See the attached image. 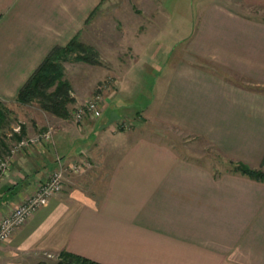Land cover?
<instances>
[{
	"label": "crops",
	"instance_id": "crops-1",
	"mask_svg": "<svg viewBox=\"0 0 264 264\" xmlns=\"http://www.w3.org/2000/svg\"><path fill=\"white\" fill-rule=\"evenodd\" d=\"M103 1L0 0V103L14 102L55 46L86 43L84 27ZM242 1L264 8V0ZM186 53L158 88L157 128L201 137L227 161L264 170V19L212 3ZM128 60L111 55L110 69L95 66L98 78H115L101 90L110 99L99 118H66L50 141L14 156L0 180V219L58 161L83 170L65 173L61 190L0 242V264H54L62 251L100 264H264V180L198 163L142 132L141 118L117 128L135 118L113 98ZM142 112L133 114L147 120Z\"/></svg>",
	"mask_w": 264,
	"mask_h": 264
},
{
	"label": "rangeland",
	"instance_id": "rangeland-1",
	"mask_svg": "<svg viewBox=\"0 0 264 264\" xmlns=\"http://www.w3.org/2000/svg\"><path fill=\"white\" fill-rule=\"evenodd\" d=\"M212 3L230 9L239 8L248 15L264 19V8L243 3L242 0H104L90 14L84 27V32L89 36L86 43L95 40L97 44H101L99 51L94 49L99 64L91 65L74 60L73 56L62 63L63 79H67L71 87L67 105L70 116L67 119L71 120L70 117L87 99L96 96H99L102 113L104 102H108L110 98H104L106 95L101 90L105 86L112 90L115 84L113 77L98 78L101 69L95 66L110 69L107 59L111 55L129 59L117 68V82L120 81L121 86L120 92L113 98L117 101L121 114L135 118L127 120L128 117L125 116L118 121L117 128L138 127L141 124L138 125L135 121L141 118L145 121L140 126L144 130L142 132L164 137L168 145L189 157H195L200 164L233 170L236 164L218 155L216 149L203 138L188 135L171 126L160 125L157 128L155 117L152 116L159 106L158 88L164 86L168 81L167 77L175 70L172 69L175 61L189 60L186 52L190 41ZM116 10L120 12L117 13ZM106 46H112L113 49H107ZM91 81L96 82L94 88L85 92ZM53 87L54 85L49 86L46 90L50 92ZM62 100L66 101V94ZM8 104H5L6 115L0 122V142L4 144L0 159L9 156L10 150L20 140L47 130L55 134L61 123L66 126V118L43 109L36 99L24 102L15 99ZM138 109L148 116L147 120L133 114ZM86 119L90 118H84Z\"/></svg>",
	"mask_w": 264,
	"mask_h": 264
},
{
	"label": "trees",
	"instance_id": "trees-1",
	"mask_svg": "<svg viewBox=\"0 0 264 264\" xmlns=\"http://www.w3.org/2000/svg\"><path fill=\"white\" fill-rule=\"evenodd\" d=\"M75 53V55H73ZM70 56L74 60H80L91 65L99 64V59L94 48L81 42L77 37L71 39L64 46H55L45 56L38 68L28 78L26 83L19 90L16 100L20 102L31 101L36 99L43 109L52 112L53 114L68 118L70 116L68 110V93L70 92V84L68 80L63 79L62 63L69 60ZM54 85L49 92L47 87ZM66 94V101L62 98ZM66 102V106H65ZM6 106L0 103V122L4 119ZM4 144L0 142V157L4 152ZM233 171L239 172L255 180H264V170L254 169L248 165L238 162L235 163ZM44 264V263H41ZM54 264H100L81 257L79 255L62 251L58 260Z\"/></svg>",
	"mask_w": 264,
	"mask_h": 264
},
{
	"label": "built area",
	"instance_id": "built-area-1",
	"mask_svg": "<svg viewBox=\"0 0 264 264\" xmlns=\"http://www.w3.org/2000/svg\"><path fill=\"white\" fill-rule=\"evenodd\" d=\"M99 96L87 99L81 107L74 112V119L78 122L84 121V118L95 119L100 116ZM52 132L44 131L38 135L24 138L10 150V155L5 159H0V180L7 175L8 169L14 159V156L23 148L41 144L44 141H50ZM83 170L80 163H69L64 165L58 161V166L53 169L49 176L40 181L33 194L25 198L21 203L15 206L10 213L0 219V242L7 240L26 220L39 208L45 206L49 198L58 193L62 188L65 173L78 174Z\"/></svg>",
	"mask_w": 264,
	"mask_h": 264
}]
</instances>
